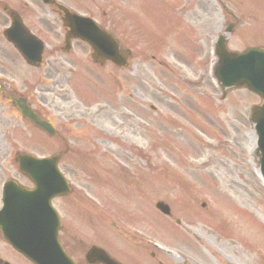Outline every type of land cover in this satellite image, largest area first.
<instances>
[{
	"label": "rangeland",
	"instance_id": "obj_1",
	"mask_svg": "<svg viewBox=\"0 0 264 264\" xmlns=\"http://www.w3.org/2000/svg\"><path fill=\"white\" fill-rule=\"evenodd\" d=\"M73 1L74 11L96 19L118 34L124 48H132L131 63L139 66L138 80L142 79L144 84L146 80L161 82L154 85L152 100L146 92L135 94L130 80L132 69L119 72L106 65L103 75L99 74L101 85L94 81L97 94L91 93L93 101L87 102L85 97L71 93L70 83H65L63 77L56 76L49 83L28 80L25 74H32L30 68L23 62L17 64L16 73L24 77L10 76V82L26 95L38 96L35 103L57 124L60 118L65 122L67 116L73 117L70 125L62 130L66 132L70 152L60 163L77 190L69 200L72 206L87 209L97 220L102 217L106 241L115 237L117 245L125 248L126 253L131 252V257L141 264H225L227 256L235 264H263L256 251L259 249L264 259V227L259 228L250 221L255 219L264 225V182L254 158V130L249 120L251 106L259 100L238 91L232 92L225 102H219V90L213 79L206 76L202 93L213 91L219 98L212 100L215 102L212 109L206 108L208 104L203 105V96L193 99L184 89L176 93L170 89L167 101L171 104L165 106L160 101L164 94L159 93L164 80L152 67L150 56L170 62L174 53H163L158 35L151 40L150 31L147 34L140 27L137 30L135 25H129L127 16L134 12L144 14L137 9L140 1H134L133 6L125 0L121 3ZM155 2L158 7L153 5ZM179 4H186L189 10L196 9L206 22L200 32L202 54L204 41L225 33L226 22L232 21L230 15L240 19L235 33L228 36L230 49L264 48V0H151L152 8L144 11L157 14L177 9ZM224 6L233 14L226 13ZM185 15L191 23L197 17L193 13ZM0 48H4V58H15L11 48L5 44H0ZM90 54L82 43L73 42L69 55H59L86 60L91 58ZM74 68L77 73L79 68ZM116 81L121 84L122 92L115 86ZM150 101L158 107L157 113L146 109ZM191 101L193 106L188 107ZM91 108V113H87ZM11 111L10 108L6 112L10 118L6 130L8 147L0 145V161L8 154L7 169L2 170L0 166V171L5 172H0V184L8 178H22L14 159L17 152L47 157L65 148L31 132L23 124L19 123L20 128L13 130L18 121L13 122ZM158 202L170 206L174 220L156 210ZM209 213L221 226H227L228 231L231 227L233 237L245 241V245L233 241L232 250L223 251V255L219 253L218 249H223L217 247L220 242L211 235L212 226L206 216ZM175 220L181 224L177 225ZM87 229L94 233L99 230L97 226ZM79 235L87 246L100 243L93 236L81 232ZM249 246L256 248L254 252L248 250Z\"/></svg>",
	"mask_w": 264,
	"mask_h": 264
},
{
	"label": "water",
	"instance_id": "obj_2",
	"mask_svg": "<svg viewBox=\"0 0 264 264\" xmlns=\"http://www.w3.org/2000/svg\"><path fill=\"white\" fill-rule=\"evenodd\" d=\"M90 31L92 34H87V39L91 40L94 43L95 57L110 59L116 61V51L115 46L109 44L108 37L99 33L96 28H91ZM85 39V38H84ZM86 39V41H88ZM89 42V41H88ZM117 49V48H116ZM225 50L220 46V54H222L221 64L218 69V75L224 85H240L247 84L251 90L255 93L261 95L264 100V52L259 50H253L248 52L245 57L232 59L228 54H225ZM225 54V55H223ZM254 121L257 124V133L260 139V149L262 152L261 155V165L264 175V105L263 107L254 111ZM39 164H36L34 161L27 159V161H22V169L24 172H29L33 176L37 170ZM19 208H24L23 214L25 223L18 225L19 229L29 230L34 228V225L37 224L39 218L41 217L36 215L33 212V205H29V202H21L17 205ZM41 213L47 212V203L45 201V195L41 198ZM21 234V233H20ZM15 241H19V238L15 237ZM56 259L59 261L60 256H57ZM44 264H50L49 262H43Z\"/></svg>",
	"mask_w": 264,
	"mask_h": 264
},
{
	"label": "flooded vegetation",
	"instance_id": "obj_3",
	"mask_svg": "<svg viewBox=\"0 0 264 264\" xmlns=\"http://www.w3.org/2000/svg\"><path fill=\"white\" fill-rule=\"evenodd\" d=\"M4 11H6L7 13H9V7L6 6L4 8ZM11 13L13 15H16L17 17L21 18V20L24 22V18L22 15H20L18 12L16 11H11ZM58 14H61L58 12ZM47 25V24H46ZM1 196V193H0ZM20 256L14 252L2 239L1 235H0V264H18L19 262H21V259L19 258ZM22 261H24L22 259Z\"/></svg>",
	"mask_w": 264,
	"mask_h": 264
}]
</instances>
